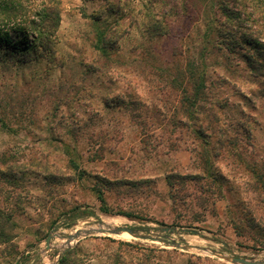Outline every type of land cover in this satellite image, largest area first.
<instances>
[{
	"label": "rangeland",
	"instance_id": "obj_1",
	"mask_svg": "<svg viewBox=\"0 0 264 264\" xmlns=\"http://www.w3.org/2000/svg\"><path fill=\"white\" fill-rule=\"evenodd\" d=\"M105 3L0 0V29L15 40L14 28L37 34L31 22H40L47 6L57 11L50 19L60 21L52 34L53 62L49 52L39 62L0 60V264H60L69 252L75 253L66 264L264 261V188L249 170L264 161V96H256L264 78L234 76L231 86L222 85L221 72L209 66L222 59L206 56L213 111L232 126L228 136L243 140L232 149L222 138L221 157L207 166L206 141L170 120L172 109L149 79L139 78L137 88L109 75L96 79L90 64L98 61V26H89V16L103 6L106 14L111 6ZM113 6L104 20L116 31L122 60L146 44L143 32L152 20L167 30L152 42L162 56L183 49L186 64L203 47L210 15L198 0H115ZM230 6L243 11L242 2ZM246 11L247 32L264 37V0H248ZM237 124L251 128L250 140ZM242 142L257 157L241 153ZM107 218L122 219L118 227L137 236L92 235L61 250L63 239L101 227Z\"/></svg>",
	"mask_w": 264,
	"mask_h": 264
},
{
	"label": "trees",
	"instance_id": "obj_2",
	"mask_svg": "<svg viewBox=\"0 0 264 264\" xmlns=\"http://www.w3.org/2000/svg\"><path fill=\"white\" fill-rule=\"evenodd\" d=\"M102 1L106 2L107 6L110 5L111 8L106 14H102L104 6L93 12V15L89 16L90 25L88 24L91 26L94 23V26L96 24L98 26L96 27V43L94 46L97 50L98 61H95L97 64H90V68L96 70V79H99L100 75H109L111 79L125 80L134 88L140 85L139 78L142 77V82L149 79L148 86L150 89L160 93L159 96H161L162 103L167 110L172 109L170 120L175 119V123L184 126L189 135L206 141L204 144L206 143L211 161L205 155V162L207 166L214 168L212 162L215 161L216 163V160L222 155V149L226 146L222 138H225V142L232 149H237L240 146V141L243 140L238 138L239 134H235L233 137L228 136L232 126L226 125L217 112L213 111V106H217V104L210 102V98H213L210 92L211 84L210 86L206 85L208 75H210L206 56L214 54L222 59L221 61L216 60V62L209 65L211 69L217 67V72H221L218 80L222 85L231 86L232 81L230 79L234 76L241 77L242 80L246 81L252 78L250 74L258 78H264V43L261 42L264 37L260 34L258 36L249 34L245 28V24L250 18H248L249 15H247L248 12L246 11L248 0H198L205 6V12L210 16H208V21H205L206 31L203 35V47L201 46L197 51V58L187 57L185 60L187 61L186 64L181 62L186 57L183 49L174 48L171 53H164L163 56L156 51L157 49L152 42L167 32V30H163L165 26L161 24L160 20H152L148 24V28L143 32L149 35L146 44L141 43L134 46L130 51L131 59L128 61L122 60L125 55L119 54L121 52L120 46L113 41L117 37L116 31L109 30L110 24L104 20L108 12L115 9L113 6L115 0ZM231 2H242L243 11L241 8H232L230 6ZM54 11L56 9L53 6H47L43 14L40 15L41 21L38 23L31 22L33 30L37 31V34L31 32L32 34L28 35L24 31V26L20 28L16 25L18 28L14 29L19 31H16L18 39L15 40L11 38L9 32L1 28L0 60L14 63L19 59L22 64L31 61L39 62L41 56L45 57L46 53L49 52L53 62V56L56 53L54 51L56 42L54 38L52 39V34L54 35L57 28L60 27L58 16L56 21H54L55 19H50V14ZM221 18L223 21L217 24V19ZM85 32L86 30L83 31V33ZM138 48L140 50L136 52ZM188 51L190 52V50ZM136 53L139 56L138 58ZM124 62H128L132 68H121L120 63ZM240 63L244 65L241 66ZM114 65L119 66V70L116 72L112 71ZM206 65L207 67L204 69ZM261 85H263V89L261 88L256 96H264V83L262 82ZM108 103L109 100H106L105 106ZM178 114L181 117H178ZM0 121L3 122L2 119ZM175 123H173V126L177 127ZM145 126L147 127V125ZM149 127L152 126L150 125ZM237 128L241 129L244 138L250 140L251 128L245 124H237ZM148 131V133H152L149 128ZM211 141H214L213 145L209 144ZM246 149L247 144L242 142L241 153H245L251 158L257 157ZM236 156H239V153ZM246 164L249 163L246 162ZM250 165L251 169L249 170L257 183L264 188V161H254ZM98 194L100 195L101 203L104 204L105 200L101 192ZM1 219L5 218L0 214V242L5 238L4 233L1 232L4 226ZM6 220L8 221L9 219L6 218ZM74 253L69 252V254L63 256L60 264H66V262L70 261Z\"/></svg>",
	"mask_w": 264,
	"mask_h": 264
},
{
	"label": "water",
	"instance_id": "obj_3",
	"mask_svg": "<svg viewBox=\"0 0 264 264\" xmlns=\"http://www.w3.org/2000/svg\"><path fill=\"white\" fill-rule=\"evenodd\" d=\"M123 233H128L131 236L136 237L137 236V231L132 228L128 227H118V228H110V227H98V228H92L89 230H79L77 231L74 235L70 236L68 238V241L73 242V241H79L82 238H85L87 236H92V235H103V234H109V235H121ZM51 241V236L48 237L47 242L48 245L50 244ZM232 261L237 264H264V261L262 262H256L253 260H247L244 258H233Z\"/></svg>",
	"mask_w": 264,
	"mask_h": 264
},
{
	"label": "bare ground",
	"instance_id": "obj_4",
	"mask_svg": "<svg viewBox=\"0 0 264 264\" xmlns=\"http://www.w3.org/2000/svg\"><path fill=\"white\" fill-rule=\"evenodd\" d=\"M103 227H118L123 223L122 219H118V218H107L104 220L103 222ZM120 236H125L127 238H132V236L128 233H123ZM124 239V238H123ZM64 246L62 245L61 250H64L66 247L70 246L72 243H75L76 241L70 242V241H66V240H62ZM195 242V241H194Z\"/></svg>",
	"mask_w": 264,
	"mask_h": 264
}]
</instances>
